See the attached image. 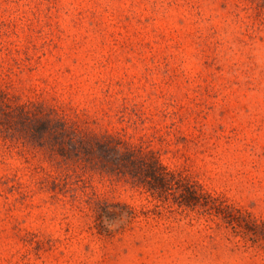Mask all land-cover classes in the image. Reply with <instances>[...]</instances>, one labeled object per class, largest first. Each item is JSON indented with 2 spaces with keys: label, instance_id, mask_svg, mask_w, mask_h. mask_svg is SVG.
Here are the masks:
<instances>
[{
  "label": "rangeland",
  "instance_id": "1",
  "mask_svg": "<svg viewBox=\"0 0 264 264\" xmlns=\"http://www.w3.org/2000/svg\"><path fill=\"white\" fill-rule=\"evenodd\" d=\"M0 91L216 198L164 205L0 135V264H264V0H0Z\"/></svg>",
  "mask_w": 264,
  "mask_h": 264
},
{
  "label": "trees",
  "instance_id": "2",
  "mask_svg": "<svg viewBox=\"0 0 264 264\" xmlns=\"http://www.w3.org/2000/svg\"><path fill=\"white\" fill-rule=\"evenodd\" d=\"M0 135L44 151L60 165L73 168L76 175L78 171L96 173L125 181L164 205L173 202L179 208L216 210L215 197L197 181L164 164L154 150L128 143L117 135L89 132L52 108L21 103L2 91ZM98 210V227L107 232L105 221L120 219L127 207L120 205L119 215L105 206ZM128 214L133 215L130 211Z\"/></svg>",
  "mask_w": 264,
  "mask_h": 264
}]
</instances>
